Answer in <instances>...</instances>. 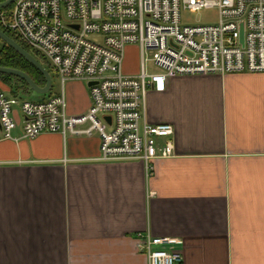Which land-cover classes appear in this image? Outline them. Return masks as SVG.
Listing matches in <instances>:
<instances>
[{"label":"crops","instance_id":"0c3cea01","mask_svg":"<svg viewBox=\"0 0 264 264\" xmlns=\"http://www.w3.org/2000/svg\"><path fill=\"white\" fill-rule=\"evenodd\" d=\"M67 83V113L87 111V83ZM146 108L175 128L173 155L149 174L140 159H99L96 134L22 138L13 107L14 138L0 127V264H146L147 232L179 239L181 264H264V73L173 76Z\"/></svg>","mask_w":264,"mask_h":264},{"label":"built area","instance_id":"2783aa9c","mask_svg":"<svg viewBox=\"0 0 264 264\" xmlns=\"http://www.w3.org/2000/svg\"><path fill=\"white\" fill-rule=\"evenodd\" d=\"M210 8L218 13L212 23L182 21V11ZM0 24L41 55L61 82L60 93L41 101H19L0 89L4 138H14L18 104L22 138L96 134L99 159H140L148 174L155 159L173 155L175 135L173 124L147 120L148 90L164 91L167 79L179 75L264 73V0H14L0 10ZM128 45L139 47L136 75L123 72ZM147 52L155 71H147ZM72 80L95 83L88 110L70 115L64 85ZM158 138L165 140L158 144ZM136 241L146 264L183 262L177 238L147 232Z\"/></svg>","mask_w":264,"mask_h":264},{"label":"trees","instance_id":"16d2710c","mask_svg":"<svg viewBox=\"0 0 264 264\" xmlns=\"http://www.w3.org/2000/svg\"><path fill=\"white\" fill-rule=\"evenodd\" d=\"M3 1L5 0H0V2ZM11 6L12 3L6 7L0 8V10H9ZM0 30L4 31L7 35L13 38L16 42H18L24 49L30 52L41 64L44 65V67L51 74L52 71L51 67L41 55L35 52L29 45L21 41L14 34H12L7 29H5L1 24H0ZM0 66L11 67L24 71L40 87H44L46 84V79L43 73L39 71L26 58H24L20 53H18L13 47L8 45L6 42H4L1 39H0ZM0 83H1V88H0L1 90L7 91L10 97L16 98L18 100L23 99L24 96L28 95L30 92H33L32 88L29 86V84L26 81L14 75L0 73ZM51 90H52V84L49 92ZM49 95H52V93Z\"/></svg>","mask_w":264,"mask_h":264},{"label":"rangeland","instance_id":"374dc122","mask_svg":"<svg viewBox=\"0 0 264 264\" xmlns=\"http://www.w3.org/2000/svg\"><path fill=\"white\" fill-rule=\"evenodd\" d=\"M181 18L183 22L187 23H193V24H207L212 23L217 20L218 13L216 9L210 8V9H202L195 12L190 11H182L181 12ZM99 39V38H98ZM150 52L146 53V67L148 72L155 71V67L152 65L151 62V56ZM140 68V53H139V47L137 45H128L125 48V54H124V62H123V71L128 74H137L139 72ZM136 72V73H135ZM52 75V90L50 92H47L46 94H38L37 92L33 91L30 92L28 95L24 96L23 99H19V101L28 99V100H35V101H41L45 98H48L49 94H57L61 92V82L55 72L53 70L51 71ZM133 75V74H132ZM84 85H86L87 82L82 81ZM68 86V83L66 82L64 85V91H66ZM6 93V92H5ZM7 94V93H6ZM18 104L16 105V107ZM164 138H158L157 143L162 144L164 142Z\"/></svg>","mask_w":264,"mask_h":264},{"label":"water","instance_id":"95a60500","mask_svg":"<svg viewBox=\"0 0 264 264\" xmlns=\"http://www.w3.org/2000/svg\"><path fill=\"white\" fill-rule=\"evenodd\" d=\"M13 1L14 0H5L3 2H0V8L10 5ZM0 39L6 42L11 47H13L18 53H20L24 58H26L30 63H32L39 71H41L45 76L46 84L44 87H40L33 81V79L27 73H25L22 70L11 67L0 66V73L10 74L22 78L24 81H26L29 84V86L32 88L33 91L39 94H46L47 92H49L52 84V78L50 72L44 67V65L41 64L30 52L24 49L18 42H16L13 38H11L2 30H0ZM94 83L95 82L91 81L88 82L87 85L90 86ZM107 118L109 119L110 117L107 116Z\"/></svg>","mask_w":264,"mask_h":264}]
</instances>
